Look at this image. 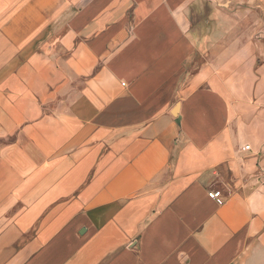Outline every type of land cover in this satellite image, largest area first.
<instances>
[{"label":"crops","instance_id":"0c3cea01","mask_svg":"<svg viewBox=\"0 0 264 264\" xmlns=\"http://www.w3.org/2000/svg\"><path fill=\"white\" fill-rule=\"evenodd\" d=\"M66 1L0 0V264H264V0Z\"/></svg>","mask_w":264,"mask_h":264},{"label":"rangeland","instance_id":"374dc122","mask_svg":"<svg viewBox=\"0 0 264 264\" xmlns=\"http://www.w3.org/2000/svg\"><path fill=\"white\" fill-rule=\"evenodd\" d=\"M66 2V5H68L70 0H67ZM82 2L84 4L85 1L82 0ZM73 5L74 3L65 8L64 22L57 27L49 29L45 37L38 41L36 49L38 53L46 55L57 54L61 47L63 45L65 46L64 43L67 41L70 31H72V26L69 22L74 17ZM60 15H62V12H60ZM3 16H6V14Z\"/></svg>","mask_w":264,"mask_h":264},{"label":"built area","instance_id":"2783aa9c","mask_svg":"<svg viewBox=\"0 0 264 264\" xmlns=\"http://www.w3.org/2000/svg\"><path fill=\"white\" fill-rule=\"evenodd\" d=\"M250 148V145H246L245 149ZM209 196L213 199H215L219 204L224 203V199L222 196V192L220 190H212L209 192Z\"/></svg>","mask_w":264,"mask_h":264}]
</instances>
